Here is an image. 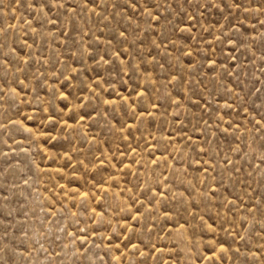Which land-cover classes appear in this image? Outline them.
<instances>
[{"label": "rangeland", "instance_id": "374dc122", "mask_svg": "<svg viewBox=\"0 0 264 264\" xmlns=\"http://www.w3.org/2000/svg\"><path fill=\"white\" fill-rule=\"evenodd\" d=\"M0 264H264V0H0Z\"/></svg>", "mask_w": 264, "mask_h": 264}]
</instances>
